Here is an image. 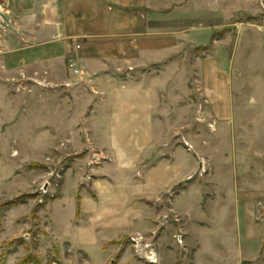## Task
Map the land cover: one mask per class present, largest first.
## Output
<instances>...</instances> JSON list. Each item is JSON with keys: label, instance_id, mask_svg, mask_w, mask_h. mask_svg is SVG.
<instances>
[{"label": "crops", "instance_id": "0c3cea01", "mask_svg": "<svg viewBox=\"0 0 264 264\" xmlns=\"http://www.w3.org/2000/svg\"><path fill=\"white\" fill-rule=\"evenodd\" d=\"M206 1L0 0V119L13 113L9 80L25 90L29 75L49 92L34 118L50 125L51 150L86 151L49 214L72 264H146L126 244L136 233L157 241L158 264H178L180 249L190 264H259L263 227L248 210L206 208L195 136L172 114L185 98L182 53L217 12Z\"/></svg>", "mask_w": 264, "mask_h": 264}, {"label": "rangeland", "instance_id": "374dc122", "mask_svg": "<svg viewBox=\"0 0 264 264\" xmlns=\"http://www.w3.org/2000/svg\"><path fill=\"white\" fill-rule=\"evenodd\" d=\"M209 1L217 12L206 19L212 27L203 42L182 53L185 98L172 114L195 136L206 208L241 218L248 210L264 229V0ZM22 77L29 84L25 90L18 78L9 80L13 113L8 122L0 119V264H72L76 254L54 238L49 214L51 202L63 194L66 173L86 151L51 150L50 125L34 118L35 103L49 102V92H35L31 76ZM144 236L160 253L157 241ZM260 249L257 262L264 264V241ZM177 255L178 264L193 258L182 249Z\"/></svg>", "mask_w": 264, "mask_h": 264}, {"label": "built area", "instance_id": "2783aa9c", "mask_svg": "<svg viewBox=\"0 0 264 264\" xmlns=\"http://www.w3.org/2000/svg\"><path fill=\"white\" fill-rule=\"evenodd\" d=\"M2 15V14H1ZM0 15V42L2 30L5 29V18ZM132 247L137 257L145 260L149 264H158L160 262V253L154 240H149L143 234L138 233L131 237Z\"/></svg>", "mask_w": 264, "mask_h": 264}, {"label": "trees", "instance_id": "16d2710c", "mask_svg": "<svg viewBox=\"0 0 264 264\" xmlns=\"http://www.w3.org/2000/svg\"><path fill=\"white\" fill-rule=\"evenodd\" d=\"M30 262L27 259H24L21 263L19 264H29Z\"/></svg>", "mask_w": 264, "mask_h": 264}, {"label": "water", "instance_id": "95a60500", "mask_svg": "<svg viewBox=\"0 0 264 264\" xmlns=\"http://www.w3.org/2000/svg\"><path fill=\"white\" fill-rule=\"evenodd\" d=\"M202 166V165H201ZM202 168V167H201Z\"/></svg>", "mask_w": 264, "mask_h": 264}]
</instances>
